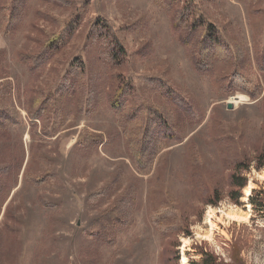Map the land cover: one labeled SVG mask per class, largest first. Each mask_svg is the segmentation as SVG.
I'll use <instances>...</instances> for the list:
<instances>
[{
	"label": "rangeland",
	"instance_id": "374dc122",
	"mask_svg": "<svg viewBox=\"0 0 264 264\" xmlns=\"http://www.w3.org/2000/svg\"><path fill=\"white\" fill-rule=\"evenodd\" d=\"M26 2V14L14 28L6 27L0 11V115L16 109L22 122L0 121V182L5 184L0 264H182V248L196 261L203 248L222 264H264V213L250 202L252 195L264 201V167L256 168L264 161V73L256 67V51L264 44V0H195L208 23L249 55L263 86L257 100L223 88V77L233 69L229 62L214 61L206 71L197 68L172 27V12L159 0ZM76 7L83 19L75 38L51 64L30 72L24 58L38 53ZM105 20L117 30L124 27L129 60L120 66L103 60V46L90 39L93 24ZM76 60L99 82L91 113L86 106L79 111V94L55 93ZM118 74L169 80L189 93L203 115L197 123L182 121L166 98L149 91L150 103H160L175 116L173 128L182 140L164 142L148 175L137 172L107 99ZM72 81L82 94L81 80ZM236 96H241L239 103ZM41 108L35 128L30 112ZM239 163L247 170L236 169ZM52 170L62 189L32 183ZM232 174L247 178L244 189L233 186ZM111 184L110 197L91 199ZM125 191L135 197L131 223L112 229L110 240H103L96 220ZM233 191L241 192L239 203L230 198ZM217 196L220 201L211 203ZM168 207L173 213L163 223L171 224L176 215L189 235L165 236L154 226L152 212ZM210 210L213 226L207 220ZM231 212L244 218L234 219Z\"/></svg>",
	"mask_w": 264,
	"mask_h": 264
},
{
	"label": "trees",
	"instance_id": "16d2710c",
	"mask_svg": "<svg viewBox=\"0 0 264 264\" xmlns=\"http://www.w3.org/2000/svg\"><path fill=\"white\" fill-rule=\"evenodd\" d=\"M58 4L61 0H54ZM163 6L172 12V27L179 34L181 41L187 45L195 59V65L201 71L209 70L214 61H227L233 65L232 72L223 77L222 86L225 89H231L232 92H243L248 94L251 99L257 100L263 92V86L259 82L257 71L252 66L249 55L246 54L242 46L226 41L225 34L221 29H217L205 18V14L200 11L195 0H159ZM26 0H10L9 4L0 0V11L7 23V28H14L26 14ZM76 12L73 17L67 21H60V26L54 34H51L45 42L41 44L38 53H31L26 56L25 62L30 72L38 71L51 64L53 59L68 45L78 31V26L83 19L81 8H75ZM119 30L114 27L110 21H98L93 24L90 32V39L93 43H100L103 50L100 51V57L107 61L111 66L116 67L127 62L128 49L124 44L123 29ZM127 30V29H126ZM256 67L260 73H264V44L256 51ZM79 78L82 82V94L73 83V78ZM99 80V79H98ZM114 85L107 93V99L115 111L123 133L126 136V148L128 149L131 160L139 174L148 175L154 168V161L158 154L164 149L166 140H182L179 132L174 131L173 118L176 116L180 120L187 119L191 123H197L203 120L200 106L191 101L189 93L172 84L169 80L159 77H135L132 75L124 76L118 74ZM96 76L86 75L85 68L78 60L73 61L66 74L61 78L58 89L55 93L80 95L78 102L79 111L84 110L91 113L96 98H98ZM80 86V85H79ZM149 91H155L160 96L166 98L175 109L176 114L172 116L171 111L165 109L160 103H150L147 94ZM160 104V105H157ZM43 108V107H42ZM30 112V122L37 127V121L41 119V110ZM0 111L1 108H0ZM7 120L15 125L21 124L18 110L3 111L0 115V121ZM57 129V127L55 128ZM45 134L50 135L46 130ZM100 141L97 142L99 144ZM263 152L259 154L261 157ZM15 165V164H14ZM264 167V161H261L256 168L259 170ZM244 164H237L236 169L247 170ZM1 172V168H0ZM57 171L52 170L31 179L32 183L37 186L55 185L56 188L62 189V186H56ZM232 184L239 190L247 185V178H240L232 174ZM4 189L5 184L0 182ZM114 184L109 187L99 189L92 194L91 199L104 200L110 197V190ZM232 201L239 203L242 198L240 191L231 192ZM216 204L220 201L217 196ZM135 197L133 192L125 191L124 195L117 198L111 206L105 209L100 217L96 220V227L100 230L99 235L103 240H110L107 237L111 235L112 229L126 227L131 223V217L134 213ZM250 202L258 212L264 213V201H257L255 195L250 197ZM168 208L157 209L151 214V222L165 236L172 233L189 235L186 231L184 222H180L175 216L171 218V224L163 223L165 219L171 216L173 211ZM185 230V231H184ZM201 259L198 261L189 258V264H222L213 251L200 249ZM177 258L178 255H177Z\"/></svg>",
	"mask_w": 264,
	"mask_h": 264
},
{
	"label": "bare ground",
	"instance_id": "6f19581e",
	"mask_svg": "<svg viewBox=\"0 0 264 264\" xmlns=\"http://www.w3.org/2000/svg\"><path fill=\"white\" fill-rule=\"evenodd\" d=\"M240 99H241V96H236V97L233 98V100H235L236 103H239ZM260 175L262 177H264V170H263V172ZM248 194H251L249 189H248ZM213 211L214 210H210L209 211V216H208L209 218L207 219L209 221L210 225H212V226H213V222L211 221L210 216L212 215ZM229 215L232 216L234 219H237V220H240V219L244 218L242 214L236 213V212H231V214H229ZM207 237L210 238L211 236L208 235ZM181 252H182V264H188V257H187V254H186V252L184 251L183 248L181 249Z\"/></svg>",
	"mask_w": 264,
	"mask_h": 264
},
{
	"label": "water",
	"instance_id": "95a60500",
	"mask_svg": "<svg viewBox=\"0 0 264 264\" xmlns=\"http://www.w3.org/2000/svg\"><path fill=\"white\" fill-rule=\"evenodd\" d=\"M234 106H233V102H229L228 104V108L232 109Z\"/></svg>",
	"mask_w": 264,
	"mask_h": 264
}]
</instances>
